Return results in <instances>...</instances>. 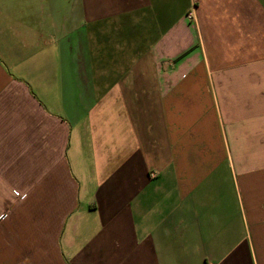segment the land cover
Returning <instances> with one entry per match:
<instances>
[{
  "label": "crops",
  "instance_id": "crops-1",
  "mask_svg": "<svg viewBox=\"0 0 264 264\" xmlns=\"http://www.w3.org/2000/svg\"><path fill=\"white\" fill-rule=\"evenodd\" d=\"M0 264H264V0H0Z\"/></svg>",
  "mask_w": 264,
  "mask_h": 264
}]
</instances>
